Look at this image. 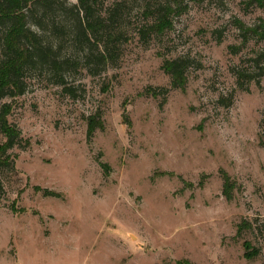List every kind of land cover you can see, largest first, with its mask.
Segmentation results:
<instances>
[{
    "label": "rangeland",
    "instance_id": "1",
    "mask_svg": "<svg viewBox=\"0 0 264 264\" xmlns=\"http://www.w3.org/2000/svg\"><path fill=\"white\" fill-rule=\"evenodd\" d=\"M63 4L37 6L28 23L71 62L63 79L32 68L23 93L0 101L12 104L8 120L23 139L9 151L14 169L0 172V264H264V77L253 62L264 41L245 42L236 23L258 26L264 8L253 0H91L94 20L118 5L122 35L118 61L92 75L90 44L74 39L70 9L80 1ZM166 5L184 11L172 29L146 35ZM178 58L189 62L185 90L173 89L164 70ZM240 72L258 79L241 89ZM90 116L104 126L91 139ZM222 171L236 184L232 200ZM243 222L252 228L239 234ZM246 242L261 255L246 259Z\"/></svg>",
    "mask_w": 264,
    "mask_h": 264
},
{
    "label": "trees",
    "instance_id": "2",
    "mask_svg": "<svg viewBox=\"0 0 264 264\" xmlns=\"http://www.w3.org/2000/svg\"><path fill=\"white\" fill-rule=\"evenodd\" d=\"M79 6L73 5L70 9L74 20V39L78 43L87 42L90 44L88 54L86 55V65L92 75L99 73L98 71L106 68L108 65H114L118 61L116 52V43L122 37L115 30L117 23L118 5L109 14L106 20L97 18L94 20L93 7L90 5L91 0H79ZM255 4L264 8V0H253ZM63 0H0V101L7 97L15 98L20 96L24 91V79L26 71L32 68H49L50 72L55 73L59 79H63L62 75L65 69L71 65V62L60 60L56 51L44 44L43 39L38 32L32 30L28 23L34 16L37 6H42L46 11H50L53 6L63 7ZM43 10V18L48 17V13ZM183 8H176L166 5L159 8L158 19L150 25L145 34H163L167 29L173 28L172 16L179 15L183 12ZM239 30L243 35L245 42L249 37L253 36L260 41H264V20L256 27H247L243 22L237 21ZM112 24V25H110ZM73 27V24L71 25ZM62 37L64 32H60ZM62 39L59 38L56 49H60ZM255 67L259 70V76L264 77V50L256 52L253 59ZM87 67V66H86ZM98 67V69H96ZM96 69V70H95ZM189 62L184 58L168 60L164 63L165 73L171 77V85L173 89L185 90L187 85V70ZM255 74L240 72L238 76V85L241 89L247 86V83L257 80ZM245 79V80H243ZM64 80L57 82L64 85ZM246 81V82H245ZM71 88H69V91ZM163 95H167V89H161ZM148 94L157 97L158 90L150 88ZM166 102V98L163 103ZM231 100L226 102L230 106ZM12 104H3L0 107V135L5 139L0 143V172L7 167L14 169L15 159L10 150L15 147H22V133L14 125H12L8 116L12 110ZM103 122L98 116H90L88 118V138L91 139L98 129H103ZM260 144L264 146V115L260 122ZM107 168L106 164H101ZM224 180V195L228 200H232L233 191L235 190V182L224 172H221ZM37 191L43 192L46 197H59V194L51 192L47 189L36 188ZM3 191V182L0 177V193ZM12 210L16 212L13 207ZM249 222H243L238 226L239 234L245 229H251ZM246 249L245 258L254 260L261 255V250L252 248L250 242L244 243ZM252 249V251H251Z\"/></svg>",
    "mask_w": 264,
    "mask_h": 264
}]
</instances>
